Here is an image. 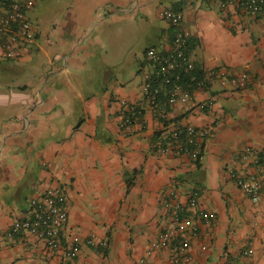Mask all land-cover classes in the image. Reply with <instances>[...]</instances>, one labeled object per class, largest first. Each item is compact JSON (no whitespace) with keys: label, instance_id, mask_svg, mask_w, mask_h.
I'll list each match as a JSON object with an SVG mask.
<instances>
[{"label":"crops","instance_id":"obj_1","mask_svg":"<svg viewBox=\"0 0 264 264\" xmlns=\"http://www.w3.org/2000/svg\"><path fill=\"white\" fill-rule=\"evenodd\" d=\"M163 8L182 12L197 68L224 72L195 88L188 103L164 99L158 108L169 120L211 128L196 161L155 146L159 114L142 96L153 70L146 56L128 61L117 48L107 51L105 24L138 17L147 24L139 49L171 50L176 29ZM34 29L36 42L18 58L0 49V264L64 258L37 236L12 232L31 200L53 186L67 197L62 239L107 242L81 245L77 264H264V17L225 11L220 0H72L46 38ZM121 99L142 113L129 128L121 126ZM200 102L212 106L199 109ZM253 177L263 179L257 202L237 183ZM171 190L184 205L200 192L186 213L199 226L190 263L176 260L171 246H153L173 225L164 207Z\"/></svg>","mask_w":264,"mask_h":264},{"label":"built area","instance_id":"obj_2","mask_svg":"<svg viewBox=\"0 0 264 264\" xmlns=\"http://www.w3.org/2000/svg\"><path fill=\"white\" fill-rule=\"evenodd\" d=\"M35 0H0V49L8 59H16L24 46L34 44L37 40L36 31L30 21L29 12L34 7ZM223 10L230 9L247 12L254 17H264V0H220ZM163 18L167 19L176 31L173 48L163 50L155 47L146 49V59L152 64L153 70L145 78L142 96L159 114L160 126L157 129L155 146L165 154L187 155L198 160L204 149L205 142L211 136V128L196 126L192 123L169 120L161 107L163 100L169 104L190 101L195 88H203L207 82L218 75L224 74L220 69H198L188 51V39L181 31L183 14L179 10L163 8ZM246 77V75H245ZM235 83L241 82L234 78ZM121 107L123 128H129L140 121L141 111L137 102L127 99L119 101ZM212 102L196 104L199 109L210 108ZM238 185L247 193L252 201L261 199L263 179H237ZM170 198L164 202V207L170 214L173 225L162 231L154 240V247L171 246L177 253L176 260L185 263L192 261L189 253L190 240L198 236L199 226L196 222L188 223L187 211L195 209L200 200L199 190L189 194V201L184 205L178 199V192L170 191ZM66 192L60 187H49L44 193L31 200V207L26 216L15 221L12 232L30 233L43 239L48 253L54 257L61 252L64 258L51 264H77L80 246L105 247L107 242L95 236L83 239L74 235L70 240H63L62 234L69 222ZM197 213V211H196ZM200 217L210 220V214L202 211ZM251 249L245 253L250 254ZM140 264H149L141 259Z\"/></svg>","mask_w":264,"mask_h":264},{"label":"rangeland","instance_id":"obj_3","mask_svg":"<svg viewBox=\"0 0 264 264\" xmlns=\"http://www.w3.org/2000/svg\"><path fill=\"white\" fill-rule=\"evenodd\" d=\"M71 1L36 0L34 7L29 12V17L33 27L35 26L40 31L42 37L46 38L48 36L54 21L64 15ZM167 6H170V3H167ZM164 24L167 25V21L164 20ZM113 26L119 32L116 31L113 34ZM146 26V21L142 17L133 19L123 18L121 21L116 22L115 25L112 22L106 23V43L108 44L107 51L109 55L112 53L111 48L113 50L117 48L125 55L124 58L128 59V61H131L135 54L138 55L139 61L144 60V51L143 49H139V47L145 42L143 41L144 33L142 32V27L144 28ZM146 66L152 69V64L147 63Z\"/></svg>","mask_w":264,"mask_h":264},{"label":"trees","instance_id":"obj_4","mask_svg":"<svg viewBox=\"0 0 264 264\" xmlns=\"http://www.w3.org/2000/svg\"><path fill=\"white\" fill-rule=\"evenodd\" d=\"M140 109V108H139ZM142 114V113H141Z\"/></svg>","mask_w":264,"mask_h":264}]
</instances>
